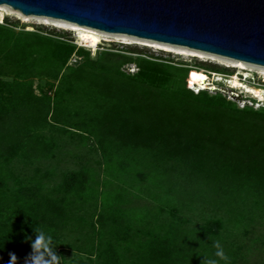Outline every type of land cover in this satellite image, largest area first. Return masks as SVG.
<instances>
[{"label": "rangeland", "instance_id": "obj_1", "mask_svg": "<svg viewBox=\"0 0 264 264\" xmlns=\"http://www.w3.org/2000/svg\"><path fill=\"white\" fill-rule=\"evenodd\" d=\"M5 6L6 11L14 10ZM17 12L12 11L3 22L6 23L8 19L16 30L52 31L71 38L79 47L89 50L92 58L104 50L128 51L136 48L142 50L144 55L188 67L190 75L193 71L206 73L209 76L208 84L194 83L189 76L187 88L195 94L205 91L210 97L224 98L230 110L198 105L188 100L191 112L200 111L198 117L210 120L230 118L235 122L259 121L264 125V116L253 113L264 112L262 65L99 29L96 30L103 40L95 48L79 39L78 28L85 26L63 19L56 21L52 17L27 16ZM80 59L74 55L70 64H77ZM241 63H244L245 69L240 68ZM123 70L135 73L138 67L135 63H129L123 66ZM238 72H241L238 75L240 80L262 88L263 96L257 97L242 88L234 89L229 83L215 80V73L231 78ZM245 72L249 74L248 78ZM0 79L12 81L11 77ZM58 86V80L54 83L44 78L29 81L36 101L51 102L52 108L57 98L66 96L58 92ZM203 87L206 88L201 90ZM69 100L70 111L75 114L77 100ZM95 115L98 116V113ZM37 131L51 151L28 160L14 159L10 164L14 176L10 181L11 188L44 178L46 187L50 189L63 183L68 172L84 171L92 179L89 187L97 198V204L94 202L95 207L90 208L88 213L84 210L73 212L74 220L67 223L62 239L54 245L57 255L61 256L60 264H109L105 248L108 246L106 242L113 240L109 235H102L97 216L92 217L94 212L101 210L104 194L110 196L111 202L116 201V207L123 212V218L118 217L121 225L127 227L130 220L142 239L169 237L181 247L183 243L187 244L193 250L196 264H207L209 260H216L217 264H264V138L260 139L263 145L260 144L259 150L263 154L235 158L233 156H236L239 140L252 145L259 140L258 135L252 133L247 138L239 136V133L218 135L217 144L213 145L207 138L199 140L186 151L185 146L175 148L170 141L163 149L139 147L137 144L133 146L120 135H109L103 130L97 136L52 126ZM223 145L228 147L224 153L221 149ZM257 161L259 164L255 163ZM81 217L84 220L79 221ZM111 223L114 226L117 224L114 219H111ZM140 242L139 238L135 240L132 251L126 253L122 264H144L140 259ZM216 242L220 243L224 258L215 256Z\"/></svg>", "mask_w": 264, "mask_h": 264}, {"label": "trees", "instance_id": "obj_2", "mask_svg": "<svg viewBox=\"0 0 264 264\" xmlns=\"http://www.w3.org/2000/svg\"><path fill=\"white\" fill-rule=\"evenodd\" d=\"M74 55L81 59L70 64ZM129 63L137 65L135 73L123 70ZM190 71L174 61L144 55L136 48L104 50L92 58L89 50L79 47L71 38L52 31L16 30L8 19L0 23V77L12 78L0 79V264H8L10 252L17 255L18 264H24L32 252L26 238H35L34 229L52 236L54 247L62 239L67 223L74 220L73 212L88 213L95 207L94 202L97 204L94 190L89 187L92 179L84 171L68 172L63 183L50 189L44 178L11 188L14 176L10 164L14 159L28 160L51 151L37 130L62 127L93 136L103 130L109 135H120L133 146L163 149L170 141L175 148L185 146L186 151L199 140L209 138L215 145L218 135L239 133L247 138L254 133L259 137L257 143L246 145L243 139L239 140L233 157L263 154L259 152L264 142L260 140L264 138L263 123L235 122L230 118L210 120L198 117L200 111L188 109V100H193L198 105L230 110L224 98L210 97L205 91L195 94L188 89L189 76L191 80L209 78L198 71L190 75ZM34 78L53 83L58 80V92L66 96L57 98L53 108L51 102L36 101L29 87ZM69 98L77 100L75 114L70 111ZM253 113L264 116L261 111ZM226 148L221 147L222 153ZM123 216L108 194L102 197L101 210L92 214L102 235L113 240L106 242L109 264H122L138 238L144 264H196L187 244L181 247L169 237L142 239L130 220L127 227L121 225L118 217ZM111 219L117 222L115 226Z\"/></svg>", "mask_w": 264, "mask_h": 264}, {"label": "water", "instance_id": "obj_3", "mask_svg": "<svg viewBox=\"0 0 264 264\" xmlns=\"http://www.w3.org/2000/svg\"><path fill=\"white\" fill-rule=\"evenodd\" d=\"M24 15L264 66V0H0Z\"/></svg>", "mask_w": 264, "mask_h": 264}, {"label": "clouds", "instance_id": "obj_4", "mask_svg": "<svg viewBox=\"0 0 264 264\" xmlns=\"http://www.w3.org/2000/svg\"><path fill=\"white\" fill-rule=\"evenodd\" d=\"M35 238L31 236L26 238L30 242L32 252L25 258L24 264H60L61 256L57 255L53 247V238L39 229H34ZM217 249L215 256L224 258V252L219 242L215 243ZM8 264H18V257L10 252ZM3 258L0 257V260ZM207 264H217L216 260H209Z\"/></svg>", "mask_w": 264, "mask_h": 264}, {"label": "bare ground", "instance_id": "obj_5", "mask_svg": "<svg viewBox=\"0 0 264 264\" xmlns=\"http://www.w3.org/2000/svg\"><path fill=\"white\" fill-rule=\"evenodd\" d=\"M6 8H7V6L0 4V22L1 23L3 22L4 18L7 15H9L12 11L13 12H16V10L15 11L14 10H11V12L10 11H6ZM56 21H57V19H56ZM78 29H80L79 39L82 40V42L88 44L91 47H95L96 48V46L100 42H102V40H103L102 37H101L100 32H98V30H96L95 28H91V27L85 26L83 28L81 27V28H78ZM108 33H111V32H108ZM179 51H181V50H179ZM183 52H184V50H183ZM240 68L241 69H245L244 63H241ZM240 73L241 72H238L237 75H234L231 78H227L226 76H224V75H222L220 73L219 74L218 73L217 74L215 73V80L216 81H224L226 83H229L230 84V87H232V88L239 87V88L244 89L247 93L254 94L257 97H262L263 96V94H262L263 93V89L260 88V87H257V86L248 84V83L244 82L243 80H240L239 77H238V75ZM245 76H246V78H248L249 74L247 72H245ZM208 80H209V78H203V79H195L193 81H194V83H197L199 85H206V84H208Z\"/></svg>", "mask_w": 264, "mask_h": 264}, {"label": "built area", "instance_id": "obj_6", "mask_svg": "<svg viewBox=\"0 0 264 264\" xmlns=\"http://www.w3.org/2000/svg\"><path fill=\"white\" fill-rule=\"evenodd\" d=\"M193 88V87H192ZM206 87L201 88V90L205 89Z\"/></svg>", "mask_w": 264, "mask_h": 264}]
</instances>
